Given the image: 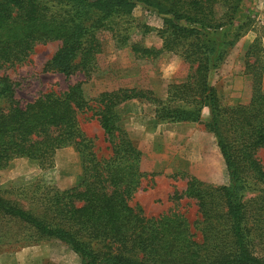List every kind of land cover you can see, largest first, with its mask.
I'll list each match as a JSON object with an SVG mask.
<instances>
[{
    "label": "trees",
    "instance_id": "16d2710c",
    "mask_svg": "<svg viewBox=\"0 0 264 264\" xmlns=\"http://www.w3.org/2000/svg\"><path fill=\"white\" fill-rule=\"evenodd\" d=\"M242 0H0V68L24 61L38 43L59 41L46 67L68 77L75 71L88 79L101 52L98 31L113 32L110 20L141 4L162 17V45L131 43L134 55L153 59L163 52L181 56L189 65L185 81L171 84L167 98L150 91L116 89L86 98L81 83L61 93H45L20 105L11 81L0 76V169L17 157L53 165L60 148L74 146L82 174L68 188L43 185L22 208L0 195V219L28 231L26 240L55 239L81 264H264V55L255 37L245 51L251 75L246 104L224 105L211 82L229 47L246 32ZM239 21L236 24V21ZM141 97L156 105L163 120L202 122L213 134L224 160L228 182L214 186L189 176L175 198L193 199L201 219L200 237L177 212L146 217L131 205L141 180V151L118 124L115 107ZM208 115L201 120V111ZM91 111L103 131L109 154L98 157L82 131L79 114ZM256 191L245 199V192Z\"/></svg>",
    "mask_w": 264,
    "mask_h": 264
},
{
    "label": "rangeland",
    "instance_id": "374dc122",
    "mask_svg": "<svg viewBox=\"0 0 264 264\" xmlns=\"http://www.w3.org/2000/svg\"><path fill=\"white\" fill-rule=\"evenodd\" d=\"M240 10L242 18L247 15L251 22L246 26V32L227 49L211 76L222 103L227 106L246 104L250 100L251 75L245 72V51L255 37L260 39L264 55V0H242ZM110 22L113 32L98 31L101 52L88 79L79 71L66 77L47 68L46 62L60 42L38 43L21 63L0 68V76L11 81L12 98L24 105L42 94L61 93L69 85L79 82L86 98H96L106 91L133 88L150 91L164 100L162 105L173 107L175 103L167 98L168 86L185 81L189 65L173 52L165 51L153 59H142L130 48L134 42L148 48H160L162 17L155 9L138 4L130 14L114 17ZM8 106L7 99H0L1 109ZM155 108L148 99L135 97L114 109L118 124L141 151V170L152 174L141 180L131 205L142 210L146 217L168 212L182 214L199 238L197 222L201 217L195 201L174 195L185 190L189 176L214 186L226 184L228 176L224 160L215 137L202 122L159 119ZM207 115L204 108L201 120ZM78 119L82 131L92 140L96 155L108 156L109 149L96 116L86 111L79 114ZM259 155L264 158L262 152ZM81 174V155L72 145L58 149L49 168L42 169L34 160L17 157L0 169V195L22 208H29L32 195L39 194L43 185L65 189L75 185ZM255 194L256 191L248 189L245 199ZM28 234L22 226L0 219V264H81L79 257L62 242L55 239L32 242L26 240Z\"/></svg>",
    "mask_w": 264,
    "mask_h": 264
}]
</instances>
